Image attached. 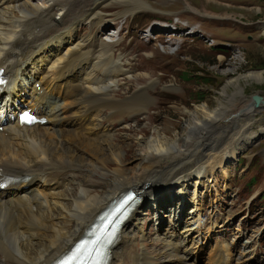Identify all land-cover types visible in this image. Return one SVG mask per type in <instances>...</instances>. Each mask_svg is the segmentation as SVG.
Returning a JSON list of instances; mask_svg holds the SVG:
<instances>
[{"label":"bare ground","instance_id":"bare-ground-1","mask_svg":"<svg viewBox=\"0 0 264 264\" xmlns=\"http://www.w3.org/2000/svg\"><path fill=\"white\" fill-rule=\"evenodd\" d=\"M106 1L0 0V67L7 78V83L0 86V178L15 179L7 189L0 190V264L52 262L127 186L157 201L151 194L157 169L169 168L180 189L190 181L194 183L189 198L196 209L200 201L196 184L216 167L222 169L225 158H232L240 145L252 142L254 126L264 123L263 118L253 119L264 109V91H254L258 102L242 91L248 85L264 84V71H250L223 86L212 106L202 103L186 110L182 116L186 119L174 136L155 127L153 135L139 139L133 155L137 160L125 171L133 144H125L119 135L111 136L108 126L146 111L151 104V84L140 86L142 78L123 70L112 43L100 38L110 19L108 12L100 10ZM123 1L132 3L131 10L150 8L147 0L112 3ZM220 19L230 21L232 17ZM89 26L92 32L79 36ZM261 28L263 31L264 25ZM35 82L41 84L39 91L33 86ZM232 84L234 92L229 93ZM50 97L58 102L46 105ZM162 103L158 97L157 107ZM24 104L42 116L50 113L53 132L40 126H18L11 115ZM123 128L119 126L118 132ZM199 137L202 148L189 153L188 148L196 145ZM221 171L228 176L226 170ZM93 174L109 176V183L96 185ZM71 182L75 186L69 189ZM173 198L158 203L156 208L168 209L166 204ZM187 202L185 196L169 206L174 214ZM191 214L189 218L198 222L199 212ZM135 219L132 213L124 224L110 264H125L126 259L133 264L150 261L145 249L131 252ZM165 242L164 258L171 261L164 264L190 254L176 243ZM223 262L224 254L219 251L214 264Z\"/></svg>","mask_w":264,"mask_h":264},{"label":"rangeland","instance_id":"rangeland-1","mask_svg":"<svg viewBox=\"0 0 264 264\" xmlns=\"http://www.w3.org/2000/svg\"><path fill=\"white\" fill-rule=\"evenodd\" d=\"M114 1L116 0H107L100 10L107 12L108 7L115 5L112 3ZM119 4L125 5L127 7L126 10L133 8L131 7L132 3L127 1L119 2ZM147 4L165 12L180 11L181 15L189 19L196 28L200 27L205 31H210L217 38L216 41H227L229 44L226 46L228 48L224 47L226 49H214L221 46L213 42L212 49H209L205 43L199 41V38L198 41H192L187 35L178 32L173 27L171 30H162L163 33L157 39L158 42L145 46L141 40L137 39L136 29L131 28L130 31L125 29L128 24V20H125L126 16L130 12L137 11V9L126 11L122 7L114 8L112 17L118 22L125 21L121 31L122 37L117 38L114 43L115 55L121 59L120 63L124 65L123 69L142 78V81L138 83L140 86H147L149 84L145 83L147 81L152 82L151 90H158V93L165 101V104L162 103V107L159 108V110L162 109L159 120L155 121L156 114H153L151 125L148 126V121L145 119L138 123L140 125L137 129L144 127L141 129L143 133H146V130H148L147 126L149 127V131L145 135L146 138L153 135L155 127H159L169 136H174L175 133L180 131V124H183L186 119L182 117L186 110H192L202 103L212 106L214 98L227 83L250 71H264V35H262L264 30H261V21H264V1L148 0ZM190 7L193 10H190ZM142 12L149 13L152 11L147 8ZM107 15L110 17L109 13ZM211 16L218 18L232 17L234 19H232L230 24L220 23V25L224 26H217L213 22L217 19ZM114 19L109 22L114 21ZM247 22H256L257 27L254 29L253 25L246 26L245 23ZM141 24L142 22L140 21L137 28L141 27ZM132 26L134 25L132 24ZM115 27L116 25H113L112 29ZM132 30L133 36H130ZM131 38L132 40H130ZM158 44L171 45L173 49L177 48L178 50L173 54L166 53ZM155 50L161 52V55H151V52L154 53ZM131 65L132 68L130 69ZM101 71L102 69L98 70V73H101ZM206 81L211 84H206ZM233 86L232 84L229 87V93L234 92ZM136 88L131 90L130 94L134 93ZM164 88H168L171 91V98L163 97L164 93L162 90ZM244 88L242 90L243 93L252 99L253 96H257L254 91H264V84H252ZM152 95L157 96L156 94ZM261 95L264 97V93ZM151 108L158 107L156 104H150L146 111ZM154 110L157 111V109L150 111L155 112ZM261 111L259 115L255 116L256 118L264 117V109H261ZM150 115L148 113V120H150ZM145 116V113H141L139 117ZM165 116L170 121L165 120ZM262 124L259 129L264 128ZM152 126H154L153 131H151ZM49 127L50 125L48 124L44 129L51 131ZM137 129L131 126L128 128L129 135L122 138L127 134L126 130L118 132L117 127L111 128L112 134L119 133L121 141L125 142L128 140L127 143L133 144L132 155L130 159L127 158L124 164L125 171H128L130 169L129 166H133L136 162L137 158L133 157V155L136 153L139 139L145 137ZM257 130L258 128H254V131H252L256 133L255 131ZM210 131L211 129L207 130V132ZM221 133L222 131L217 132L218 135H221ZM182 135L186 137V133H182ZM257 136V138L260 137L256 140L257 143H253V141L247 144L244 143L239 148L241 156H248L252 159L251 173L247 176L258 173V182L248 189L246 185H243L248 177L239 178V175H237L234 179L228 181L217 178L213 188L206 194L207 198H204L201 209L203 225L199 232H195L197 231L196 229L193 230V234H196V245L199 248L196 251L197 260L194 262L196 264H205L207 262L208 257L215 250L216 238L228 245L227 249L232 257V264H264V233L260 240L249 243L256 232L261 229L264 231L263 194L257 195L253 203L248 206L250 197L254 194L253 191L264 187V185L259 186V181L262 179L264 181V137H262V134ZM136 138L139 139L136 140ZM200 140L201 138L199 137L196 145L192 144L191 148H188L190 149L189 153L202 148ZM208 147L210 148V145ZM121 156L123 157L124 153ZM109 168L113 169L114 165ZM80 179L83 180L84 178L80 177ZM104 183H109V181ZM104 183L95 181L96 185H103ZM74 186L75 184L71 182L69 189ZM204 186L208 185L204 184ZM94 190L96 191V188ZM142 224L149 231V235H146L147 237L144 239L147 243L149 254L155 258L156 264H163L162 256L165 246L155 235L156 225L153 214L151 213L149 216L144 214ZM162 226L167 227L168 222H162ZM249 244H253V246ZM139 246L140 244H134L132 250L137 252Z\"/></svg>","mask_w":264,"mask_h":264},{"label":"snow or ice","instance_id":"snow-or-ice-1","mask_svg":"<svg viewBox=\"0 0 264 264\" xmlns=\"http://www.w3.org/2000/svg\"><path fill=\"white\" fill-rule=\"evenodd\" d=\"M33 118L30 117L27 113H24V115L22 116V120H26L28 122H31ZM77 259V257L75 255L68 257L65 260L60 261V264H73V262Z\"/></svg>","mask_w":264,"mask_h":264},{"label":"water","instance_id":"water-1","mask_svg":"<svg viewBox=\"0 0 264 264\" xmlns=\"http://www.w3.org/2000/svg\"><path fill=\"white\" fill-rule=\"evenodd\" d=\"M253 100H254L255 102H258V100H259L258 96H253Z\"/></svg>","mask_w":264,"mask_h":264},{"label":"trees","instance_id":"trees-1","mask_svg":"<svg viewBox=\"0 0 264 264\" xmlns=\"http://www.w3.org/2000/svg\"><path fill=\"white\" fill-rule=\"evenodd\" d=\"M206 84H211L209 81H206Z\"/></svg>","mask_w":264,"mask_h":264}]
</instances>
